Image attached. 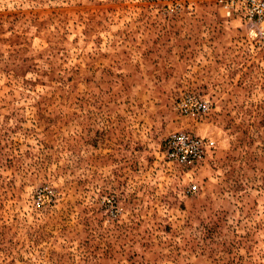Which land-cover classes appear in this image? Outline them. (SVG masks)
Here are the masks:
<instances>
[{
	"label": "rangeland",
	"instance_id": "1",
	"mask_svg": "<svg viewBox=\"0 0 264 264\" xmlns=\"http://www.w3.org/2000/svg\"><path fill=\"white\" fill-rule=\"evenodd\" d=\"M0 264H264V38L206 2L0 0Z\"/></svg>",
	"mask_w": 264,
	"mask_h": 264
},
{
	"label": "built area",
	"instance_id": "2",
	"mask_svg": "<svg viewBox=\"0 0 264 264\" xmlns=\"http://www.w3.org/2000/svg\"><path fill=\"white\" fill-rule=\"evenodd\" d=\"M159 5L167 15H175L192 10L198 3L206 2L222 18L242 22L254 36L264 38V0H150ZM178 113L185 118L198 119L203 116L208 105L205 100L186 96L177 104ZM213 142L185 131L169 133L163 143L166 159L178 166L190 167L201 162L212 150ZM195 185L188 186L187 193H194Z\"/></svg>",
	"mask_w": 264,
	"mask_h": 264
}]
</instances>
